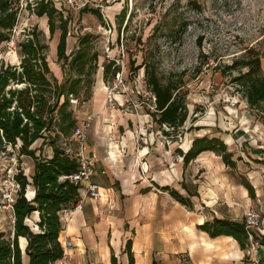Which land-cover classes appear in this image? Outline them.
<instances>
[{
    "label": "rangeland",
    "instance_id": "obj_1",
    "mask_svg": "<svg viewBox=\"0 0 264 264\" xmlns=\"http://www.w3.org/2000/svg\"><path fill=\"white\" fill-rule=\"evenodd\" d=\"M56 7L70 17L68 54L78 46L79 35H94V50L99 53L92 98H72L74 114L86 135L92 124L107 112L108 125L117 134L131 131L136 155L149 147L165 170L175 169L179 176L183 165L179 151L198 136H212L215 130L230 133L243 125L245 114L264 122L260 108L249 106L245 87L235 81L245 68H233L247 50L261 56L264 76V0H54ZM84 8L102 10L103 21ZM19 21L11 41L0 48V66L19 64L18 41L37 27L48 45L47 58L52 74L65 80L62 63L56 52L60 31L51 37L46 17H37L21 0ZM125 21L119 30V20ZM114 61L120 67L115 78H104L103 66ZM146 65L155 71L161 82L179 85L180 96L188 108V120L183 126V138L173 129H161L150 115L155 111L153 93L147 86L144 68L133 73L131 68ZM227 72V73H225ZM89 100V99H88ZM106 113V114H107ZM216 116V120L215 116ZM243 121V122H242ZM104 122V121H103ZM213 123L214 126H201ZM115 124H117L115 126ZM205 129V130H203ZM211 129L213 132H208ZM169 130L170 136L163 131ZM173 138H180L176 141ZM82 145L73 137L67 142L74 153ZM3 156L0 167V196L4 181L17 172L18 160L13 149ZM27 169L29 158L22 159ZM193 168L202 172L205 165L194 161ZM177 176V177H178ZM198 177V176H197ZM150 183L151 180L149 179ZM149 183V184H150ZM0 201V230L11 233L12 220ZM243 219V217H242Z\"/></svg>",
    "mask_w": 264,
    "mask_h": 264
},
{
    "label": "crops",
    "instance_id": "obj_2",
    "mask_svg": "<svg viewBox=\"0 0 264 264\" xmlns=\"http://www.w3.org/2000/svg\"><path fill=\"white\" fill-rule=\"evenodd\" d=\"M106 113L92 124L82 146L84 155L93 160V181L99 185V193L88 197L80 184L79 198L83 202L63 220L60 237L61 244L70 241L74 247L68 263L62 258L57 264H113L112 255L118 264H130L131 259L133 264H247L238 240L225 235L212 238L200 227L217 218L242 222L248 209L260 211L264 224V122L245 114L244 124L230 133L215 130L218 133L212 136H198L194 140H221L235 165H227L217 151H204L188 163L182 157L184 165L177 177L175 169L167 171L156 162L149 147L136 155L134 134L130 130L117 134L116 128L107 124L110 115ZM74 116L79 120V116ZM150 117L157 124L152 114ZM78 128L82 129L80 120ZM193 141L178 151L188 152ZM80 150L81 146L76 149L77 156ZM44 153L52 156L53 152L46 146ZM30 160V175L26 174L29 177L35 171ZM194 161H202L205 169L195 170ZM247 183L252 190L246 187ZM166 187L189 199L191 206L181 204ZM35 192L30 185L27 199L33 200ZM39 219L35 212L27 223L35 227ZM257 236L262 241L260 255L264 263V226ZM26 245L27 240L20 238L23 252ZM24 262H28L25 255Z\"/></svg>",
    "mask_w": 264,
    "mask_h": 264
},
{
    "label": "trees",
    "instance_id": "obj_3",
    "mask_svg": "<svg viewBox=\"0 0 264 264\" xmlns=\"http://www.w3.org/2000/svg\"><path fill=\"white\" fill-rule=\"evenodd\" d=\"M21 0H0V48L11 41L19 21ZM27 7L37 17H46L50 35L59 30L57 58L62 63L66 75L60 82L52 74L47 58L48 45L44 43L43 32L37 27L29 30L18 41L20 63L0 66V167L3 156H10L9 149L17 155L18 167L15 180L20 189L13 206L15 221L11 233L0 230V264H57L64 257V248L60 242L65 223L63 209H75L80 200V184L70 182L67 177L79 169L76 152H69L67 142L73 140V134L79 127V120L74 116L72 98L83 95V102L92 96V87L98 71L99 53L94 50V35L85 33L77 38L78 46L68 54L70 17L60 11L54 0H27ZM100 21L102 10L84 8ZM125 21V14L120 18L119 30ZM242 60H236L228 69L245 68L236 82L245 87V99L251 108H260L264 103V76L261 75V56L247 50ZM112 61L103 66L104 78H115L120 67L114 71ZM144 68L147 85L155 96V111L152 113L157 124L168 125L175 131L182 129L188 120V108L184 97L179 92L182 87L171 82L165 85L158 74L146 65L132 67L137 73ZM227 73V72H225ZM261 113L264 114V108ZM42 142L39 148L34 147ZM51 148L52 156L47 155L45 147ZM204 151H217L224 162L234 166L227 147L218 138H199L193 141L188 152L179 151V155L188 163ZM30 158L34 162V174L29 177L22 168V159ZM35 188V197H26L28 187ZM246 187L252 190L247 183ZM184 206H191L189 199L179 195L171 188H165ZM38 212L39 221L35 227L27 221ZM212 238L221 235L238 240L245 250L248 245L244 222L222 219L207 221L201 225ZM20 238L27 240L26 250L20 247ZM130 254V244L127 243ZM24 255L28 262H24ZM113 264L118 260L112 255ZM130 264H133L131 259Z\"/></svg>",
    "mask_w": 264,
    "mask_h": 264
},
{
    "label": "built area",
    "instance_id": "obj_4",
    "mask_svg": "<svg viewBox=\"0 0 264 264\" xmlns=\"http://www.w3.org/2000/svg\"><path fill=\"white\" fill-rule=\"evenodd\" d=\"M148 86V85H147ZM149 89H151L150 86H148ZM152 91V90H151ZM153 100L155 102V96L153 95ZM156 107V106H155ZM161 129H175L173 127H170L168 125H163L160 127ZM178 133V136L180 138H183L184 132L183 129H179L178 131H175ZM164 135L170 136L171 133H169V130L163 131ZM73 136L81 141V152L78 154V162H79V169L76 171L73 175L67 177V179L72 183H79L84 186L86 189V196L88 197H97L99 193V185L93 181V176L96 172V169L93 164V160L91 158H87L84 155V151L82 149L83 144L86 141V136L82 129L77 128L73 134ZM180 138H173L176 139V141ZM180 156V155H179ZM180 159L182 157L180 156ZM262 160L264 161V150L262 152ZM15 174L9 175L7 179L4 181V189L2 190V194L0 196L1 206L3 210L10 213V218L12 220V223L15 221V217L13 216V206L15 204V199L17 197L18 191L20 189V185L17 184L15 178ZM261 176L264 178V169L261 170ZM83 201L79 200L76 204L75 208H79L81 203ZM75 210V209H73ZM72 209H63L61 211L62 219H68L72 215ZM243 222L246 226V234L248 238V245L245 249V256L247 264H264L261 259V250H262V241L260 240L259 236H257V233L263 229V217L260 211L257 209H248V211H245L243 213ZM64 248V262L68 263L71 257V250L73 249V245L70 241H65L62 244Z\"/></svg>",
    "mask_w": 264,
    "mask_h": 264
}]
</instances>
